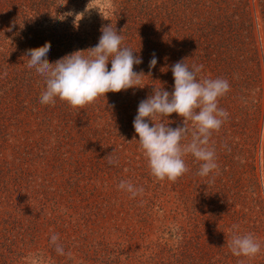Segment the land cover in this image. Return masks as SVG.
Here are the masks:
<instances>
[{
    "label": "trees",
    "instance_id": "obj_1",
    "mask_svg": "<svg viewBox=\"0 0 264 264\" xmlns=\"http://www.w3.org/2000/svg\"><path fill=\"white\" fill-rule=\"evenodd\" d=\"M56 1L0 0V126L14 123V135L22 131L27 139L25 150L19 151V137L9 146L5 137L14 136L10 135L9 130L0 131L1 156L9 152L12 155V162L7 163L5 169H0V174H5L1 175L4 179L0 184L1 203L14 206L19 214L25 208L13 199L15 196L20 198L22 189H25L28 197L36 201L42 194L37 189L41 185L37 179L49 185L62 178L59 196L64 198V202L67 199L73 201L75 194L83 197L80 191L71 193L80 188L82 192L89 191L87 184L89 176L93 174L92 170L89 173V142L96 148L105 145L113 149L120 142L130 145L129 142L136 141L139 144L133 120L140 101L152 94L154 86L173 91L171 67L182 60L190 68L192 65H203L197 79L221 78L227 80L230 86L227 93L218 98V107L224 109L228 116L220 129L212 132L207 146L221 147L224 155L231 159L255 144L261 120L264 74L254 11H258L264 32V0H255V9L251 0H153L149 4L147 0H113L120 7L112 12L109 19L99 21L91 33L87 30L79 33L73 29L57 32L56 22L54 27H43L42 22L52 16L49 7L56 6ZM75 1L67 0L66 4ZM128 4L132 7L129 8ZM109 24L124 37L122 46L130 47L133 54L142 59V63L133 66V70L140 73L141 87L109 92L83 109L72 108L59 98H56L55 104L40 103L46 85L34 68L27 67L30 59L26 55L27 50L50 42L51 48L47 54L49 62H55L76 50H84L82 54L87 56L86 49L99 42L101 27ZM162 33H165L164 36ZM153 54L157 64L150 69ZM108 68H111V61ZM157 122H160L159 119ZM164 122L172 128L183 126V118L176 113L168 119L164 118ZM188 127L192 129L191 121ZM187 136L189 143L191 131L181 144H187ZM233 150L238 151L234 153ZM21 152L25 153L24 157ZM93 153L90 161H97L93 169L97 172L95 177L101 188L103 183L115 188L121 182L117 173L127 164L117 167L116 162L114 166H108L107 162L102 161L108 154L99 153L98 150ZM125 157L132 160L128 155ZM15 158L22 161L20 165ZM183 159L187 165L190 161H194L195 165L200 164L191 154ZM106 170L110 173L107 179L104 177ZM130 178V175L127 178L122 175V181L136 186L134 178ZM224 198L218 200L214 219L232 218L233 212L228 207L232 199ZM63 213L66 218L70 217L69 221L73 219L72 213ZM68 220L63 222L68 223ZM23 221L17 217L14 223L20 226H5L3 233L0 230V254L15 251L11 247L13 244H10L14 241L12 231L15 227L20 229L22 237L27 234L30 226L23 224ZM256 221L259 226L260 219ZM36 244H30L28 251L36 250ZM68 250L67 244L64 251Z\"/></svg>",
    "mask_w": 264,
    "mask_h": 264
},
{
    "label": "rangeland",
    "instance_id": "obj_2",
    "mask_svg": "<svg viewBox=\"0 0 264 264\" xmlns=\"http://www.w3.org/2000/svg\"><path fill=\"white\" fill-rule=\"evenodd\" d=\"M150 1L153 0L146 2L149 4ZM251 2L255 9V0ZM62 3L63 0H57L56 6L49 7L52 16L42 22L43 27L57 24V32L73 29L79 33L82 30L91 33L99 21L105 20L102 14L109 19L112 12L120 7L113 0H76L68 5ZM86 6H98L102 14L98 8L86 10ZM128 7L132 6L128 4ZM82 13L83 17L79 20ZM254 15L264 74V32L258 11H254ZM62 16L65 17L63 20L60 19ZM76 18L79 20L78 27L74 23ZM162 34L164 36L165 33ZM261 108L258 138L248 150L230 159L224 155L221 147L207 146L210 150L214 147L217 164V168L207 177L199 176L200 164L195 165L194 161H190L186 164L188 172L175 182L167 179L159 181L150 174L148 162L136 141L129 142L130 145L120 142L115 149L105 145L96 148L89 142V173L91 170L93 173L87 184L89 191L82 192L80 188L71 193L80 191L82 199L75 194L73 201L67 199L64 202V198L59 196L62 178H57L58 182H48L49 185L37 179L41 184L37 189L42 194L36 201L28 197L25 189H22L20 198L15 196L13 201L25 208L20 212L21 215L17 214L14 206L0 202L2 233L5 226H20L14 223L17 217L24 219L23 224L32 227L28 228L24 237L19 234L18 227L13 229L14 241L10 244H13L11 247L15 251L0 254V264H264V80ZM14 126L11 122L10 125L3 123L0 131L9 130L10 135L14 136L5 137L9 146L14 144L18 136L19 151L25 150V134L18 131L14 135ZM189 139L187 136V144ZM97 150L108 154L102 161L108 163L111 155L117 167L127 164L117 173L120 180L122 175L126 178L130 175V179L134 178V189L142 188L143 191H137L133 196L126 189H120V183L115 188L103 183L101 188L95 177L97 172L93 169L97 161H90ZM226 151L229 152L227 148ZM24 154L21 152L22 157ZM11 156L10 152L3 156L0 152V169H5V165L12 162ZM17 160L15 158V162L20 165L22 161ZM109 174L106 170L104 177L107 179ZM1 175L5 174H0V184ZM224 196L232 199V204L228 205L233 212L232 218L214 219L218 200ZM63 211L72 213L73 219L69 221L70 217L66 218ZM80 212L81 215H78ZM256 219H260L259 226ZM63 220H68V223ZM234 225L238 227L234 229ZM234 232L239 235L252 234L261 245L260 252L254 257L233 255L229 242ZM32 234L35 236L32 237ZM53 235L58 237L55 242L51 240ZM34 242L37 243V249L28 251ZM67 244L68 252L64 251ZM58 246L63 249L62 254L57 251Z\"/></svg>",
    "mask_w": 264,
    "mask_h": 264
},
{
    "label": "clouds",
    "instance_id": "obj_3",
    "mask_svg": "<svg viewBox=\"0 0 264 264\" xmlns=\"http://www.w3.org/2000/svg\"><path fill=\"white\" fill-rule=\"evenodd\" d=\"M92 8L100 11L98 6H86V10ZM82 17L83 13L79 20ZM64 18L60 17L61 20ZM79 20L76 18L74 22L77 27ZM100 31L102 35L98 44L86 49L87 56L82 54L84 50H76L55 62H49L47 54L51 48L50 42L27 50L26 55L30 58L27 67L34 68L46 85L40 103L55 104L56 98H59L72 108L83 109L109 92L118 93L141 87L140 73L135 72L133 66L142 63V59L134 55L130 47L122 46L124 37L111 24L103 25ZM156 64L157 58L153 54L149 68H154ZM202 68L203 65H192L190 68L184 60L176 62L171 67L173 91L154 86L152 94L138 105L133 126L139 136V147L148 162L150 174L156 180L175 182L188 172L183 159L186 154H191L196 161L201 162L197 173L201 177H207L217 168L215 152L207 145L212 132L218 131L228 116L224 109L218 107V98L225 95L230 86L227 80L221 78L197 79ZM173 113L183 118L182 127L172 128L164 122V118L168 119ZM158 119L160 122H157ZM189 121L192 122V129L188 127ZM189 131L192 139L182 145L181 141ZM108 163H116L111 155ZM118 187L131 192L133 196L137 191H143L142 188L134 189L131 183L125 181H121ZM237 227L233 226L234 229ZM57 239V235L51 237L52 242ZM229 248L233 255L254 257L260 252L261 245L250 233L239 235L234 232ZM57 251L62 254L63 249L58 246Z\"/></svg>",
    "mask_w": 264,
    "mask_h": 264
}]
</instances>
